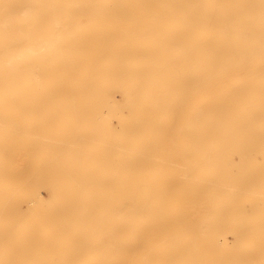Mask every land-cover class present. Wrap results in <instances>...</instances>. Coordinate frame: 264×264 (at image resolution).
<instances>
[{
    "label": "bare ground",
    "instance_id": "1",
    "mask_svg": "<svg viewBox=\"0 0 264 264\" xmlns=\"http://www.w3.org/2000/svg\"><path fill=\"white\" fill-rule=\"evenodd\" d=\"M77 254L264 264V0H0V264Z\"/></svg>",
    "mask_w": 264,
    "mask_h": 264
},
{
    "label": "rangeland",
    "instance_id": "2",
    "mask_svg": "<svg viewBox=\"0 0 264 264\" xmlns=\"http://www.w3.org/2000/svg\"><path fill=\"white\" fill-rule=\"evenodd\" d=\"M162 15H160L161 17H162V19H164V17H166V16H175L176 14L175 13H165V12H163V13H161ZM158 16V15H157ZM172 25V27H173V34H175V35H177V29H176V27H175V24H171ZM178 40V39H177ZM28 109L29 108H27V112H28ZM31 110H29V112H32V110L34 109V111L35 112H38V109H36V108H30ZM51 110H55V111H61V110H63V111H66V110H64V109H51ZM68 111H70L71 109H67ZM85 111L86 109H81V111ZM88 110V109H87ZM94 109H89L88 111H93ZM24 111H26V109L24 110ZM83 111V112H84ZM95 111V110H94ZM39 112H43L41 109L39 110ZM87 118V120L86 121H88V119H90L91 117H86ZM57 120V119H56ZM92 119H90V121H91ZM58 133H66V131H57ZM70 132V131H69ZM68 132V133H69ZM71 133H74V132H71ZM89 133H90V131H89ZM92 148H94L93 150H88L90 153H91V151H93L92 152V154L94 153V154H99V150L98 149H96L95 150V147H92ZM91 148V149H92ZM95 151V152H94ZM101 151V150H100ZM16 160L18 161V159H15V162H16ZM49 162V163H48ZM48 162H46L45 161V163H46V165H47V167L48 166H50V170L49 169H47V167H46V165H44L45 163H44V160H42L40 163H43V166H42V164L40 165V167L38 168L43 174H44V176L46 175V173H47V176H48V178H52L53 177V172L55 171V169L56 170H60L61 169V167H59V166H61V164L59 165V161H57V160H50V161H48ZM58 162V163H57ZM52 163V164H51ZM54 165V166H53ZM55 165H57V166H55ZM26 166V165H25ZM51 166H52V168H51ZM41 167H43V168H41ZM55 167V168H54ZM46 171V172H45ZM48 172H50V173H48ZM51 173H52V175H51ZM52 176V177H51ZM43 188V189H42ZM46 188V190H44ZM40 189H42V190H39V192H40V194H41V197L43 198V202H42V204L44 205L43 207H46V208H48V209H50L51 208V210H49L50 212H49V215H50V217H53L56 213L55 212H53V209L55 208V205H53V203H54V197L52 196V193H50L51 191H50V188H47L46 186H41V188ZM46 191H47V193H46ZM43 192V193H42ZM48 194H51V195H49V199H51V200H49L47 197H48ZM45 198H47V199H45ZM47 200V201H46ZM49 202V203H48ZM52 202V204H50ZM30 205V204H29ZM29 205H27L26 203H24V205L22 206V210H27V208H28V210L29 211H31V209L32 208H34V206L33 205H30V207H29ZM50 205V206H49ZM48 206V207H47ZM53 208H52V207ZM50 213H54V214H50ZM73 255H75V254H73ZM78 256H80V255H78L77 254V257L75 256V258L76 259H72L73 260V262H72V260L70 261V264H75V263H77V264H83V262L82 261H79L78 260ZM81 257V256H80ZM76 260H77V262H76ZM72 262V263H71ZM79 262V263H78ZM84 264H86V263H84ZM88 264V263H87ZM90 264V263H89ZM91 264H95V263H91ZM110 264H120V263H110Z\"/></svg>",
    "mask_w": 264,
    "mask_h": 264
}]
</instances>
